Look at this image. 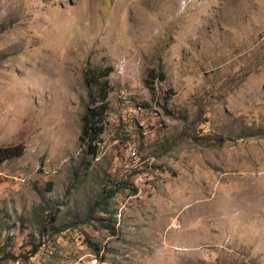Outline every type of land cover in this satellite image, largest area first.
I'll return each instance as SVG.
<instances>
[{
  "label": "rangeland",
  "instance_id": "rangeland-1",
  "mask_svg": "<svg viewBox=\"0 0 264 264\" xmlns=\"http://www.w3.org/2000/svg\"><path fill=\"white\" fill-rule=\"evenodd\" d=\"M18 144L0 264H264V0H0Z\"/></svg>",
  "mask_w": 264,
  "mask_h": 264
},
{
  "label": "trees",
  "instance_id": "trees-1",
  "mask_svg": "<svg viewBox=\"0 0 264 264\" xmlns=\"http://www.w3.org/2000/svg\"><path fill=\"white\" fill-rule=\"evenodd\" d=\"M109 75L108 72L101 75V78H106ZM94 103H98V106L94 108H88L87 113L83 117V129L79 141L82 146H87V153L92 155L94 158L97 155V144L98 137L101 134L102 128H98L97 125L101 124L107 116L108 111V94L106 91L101 92L100 97L94 100ZM25 152V146L18 144L15 146L0 148V165L7 160L18 158L23 156ZM115 192L109 193L108 199L114 197ZM108 199L105 198V206H108Z\"/></svg>",
  "mask_w": 264,
  "mask_h": 264
}]
</instances>
